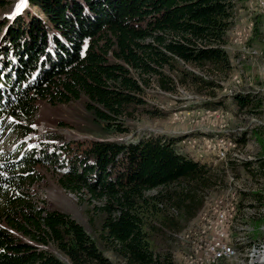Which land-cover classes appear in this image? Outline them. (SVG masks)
<instances>
[{
    "label": "trees",
    "instance_id": "1",
    "mask_svg": "<svg viewBox=\"0 0 264 264\" xmlns=\"http://www.w3.org/2000/svg\"><path fill=\"white\" fill-rule=\"evenodd\" d=\"M242 1L26 0L16 16L0 20V264H114L105 251L125 264H178L155 239L197 216L223 184V168L180 153L173 135L73 144L38 133L37 102L84 97L94 120L119 134L129 131L126 122L153 84L164 92L193 88L209 98L205 107H221L228 98L218 91L233 71L228 32ZM231 101L237 112L263 106L249 93L235 92ZM252 163L239 166L253 173ZM38 167L97 203L95 238L68 213L39 203L31 190ZM247 195L241 192L239 207ZM250 195L264 207L263 191ZM253 219L262 224L264 211Z\"/></svg>",
    "mask_w": 264,
    "mask_h": 264
},
{
    "label": "rangeland",
    "instance_id": "2",
    "mask_svg": "<svg viewBox=\"0 0 264 264\" xmlns=\"http://www.w3.org/2000/svg\"><path fill=\"white\" fill-rule=\"evenodd\" d=\"M18 3L19 0H10L9 5L0 7V20L13 18L22 11L26 0L19 10ZM4 31L5 27L0 28V37ZM227 48L233 71L223 90L218 91V96L228 98L221 107H205L209 98L193 88L178 86L174 92H164L153 84L145 89L146 103L140 113L126 122L129 131L123 134L96 122L85 107L84 97L68 103L38 101L33 119V127L38 133L54 132L73 144L91 139L135 142L156 135L177 136L180 140L175 146L180 153L189 151L199 161L223 168V184L207 194L197 216L179 231H168L155 239L157 249L169 250L178 264H189L190 248L198 241L205 219L213 216L216 202L221 197L236 206L234 218L226 228V240L234 246L236 254L218 264H264V222L259 224L253 219L264 211V207L258 206L250 195L264 192V170L258 169V163L264 162V0H243L236 6ZM235 92L249 93L255 99H261L260 111L237 112L231 101ZM243 133L248 139L246 144L236 145L233 138ZM5 140L2 145L9 148L13 136L7 135ZM223 140L226 141L225 156L221 157L218 149ZM231 161L234 168H230ZM243 161L253 162V173L239 166ZM38 169L41 179L31 190L39 203L68 213L95 238L100 224V215L93 208L97 203L90 201L87 194L62 189L50 169ZM241 192L249 195L239 207ZM104 254L114 264H125L110 251Z\"/></svg>",
    "mask_w": 264,
    "mask_h": 264
},
{
    "label": "built area",
    "instance_id": "3",
    "mask_svg": "<svg viewBox=\"0 0 264 264\" xmlns=\"http://www.w3.org/2000/svg\"><path fill=\"white\" fill-rule=\"evenodd\" d=\"M223 143H226V141L223 140ZM231 216L232 206H220L216 208L212 231H210V233L204 236L200 241H194L193 247L190 248V255L192 256L191 264H209L213 253L225 252L227 250V242L223 231V222L226 218Z\"/></svg>",
    "mask_w": 264,
    "mask_h": 264
},
{
    "label": "bare ground",
    "instance_id": "4",
    "mask_svg": "<svg viewBox=\"0 0 264 264\" xmlns=\"http://www.w3.org/2000/svg\"><path fill=\"white\" fill-rule=\"evenodd\" d=\"M223 147H224V143L219 147V151H218L219 152V155L221 157H224L225 156V152L223 150ZM220 206H222V207H231L232 206V216L226 218V220L223 222V231H224V236H225V239H226V236H227L226 235V228L228 227V225H229V223H230V221H231V219H232V217L234 215V212L236 211V206L233 203H228L227 201H225L221 197L216 202L215 208H214V210L212 212L213 213V216L210 217V218H206L205 219V223L203 224V226H202V228L200 230V234H199L198 241H200L204 236H206L207 234L210 233V231H212V224H213V222L215 220L216 208H218ZM188 240H190V239H188ZM226 242H227V250L225 252H215V253H213L212 256H211V258H210L209 264H218V262L220 260L231 258L233 255L236 254V250H235L234 246L232 244H230L227 240H226ZM187 258L189 259V261H188L189 264H191L192 263V256L190 254H188Z\"/></svg>",
    "mask_w": 264,
    "mask_h": 264
},
{
    "label": "snow or ice",
    "instance_id": "5",
    "mask_svg": "<svg viewBox=\"0 0 264 264\" xmlns=\"http://www.w3.org/2000/svg\"><path fill=\"white\" fill-rule=\"evenodd\" d=\"M24 4H25V0H19V3L16 5L17 10L21 9V8L24 6ZM83 46H84L85 48L87 47V41L84 42V45H83ZM80 55H81V56L84 55L83 51H81ZM33 126H35V125H33ZM33 147H35V146H33Z\"/></svg>",
    "mask_w": 264,
    "mask_h": 264
},
{
    "label": "crops",
    "instance_id": "6",
    "mask_svg": "<svg viewBox=\"0 0 264 264\" xmlns=\"http://www.w3.org/2000/svg\"><path fill=\"white\" fill-rule=\"evenodd\" d=\"M186 154L188 155V156H190V157H193V155L189 152V151H186ZM193 158H195L196 159V157H193ZM198 160V159H197ZM204 163V162H203Z\"/></svg>",
    "mask_w": 264,
    "mask_h": 264
}]
</instances>
